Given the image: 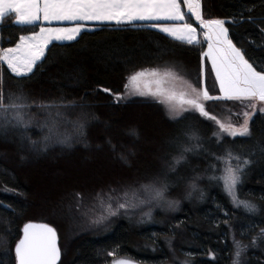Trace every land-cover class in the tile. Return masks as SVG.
<instances>
[{"label": "trees", "instance_id": "16d2710c", "mask_svg": "<svg viewBox=\"0 0 264 264\" xmlns=\"http://www.w3.org/2000/svg\"><path fill=\"white\" fill-rule=\"evenodd\" d=\"M200 8L206 19L223 20L228 39L257 72H264V0H200ZM15 19L11 12L0 20V50L40 27ZM187 21L194 23L191 17ZM206 47V41L177 40L144 22L95 24L73 41L50 43L29 74L15 75L0 61L5 105L39 113L60 109L63 129L78 119L89 146L36 150L31 142L39 140L38 130L0 123V187L7 190L0 191V264H17L15 245L25 224L59 231L55 217L72 195L76 201L124 188L129 181L159 185V180L165 194L179 200L168 219L160 212L136 225L115 218L107 230L75 238L58 264H110L119 258L169 264L170 244L180 264H231V235L245 244L239 264H264V113L253 115L248 134L219 136L216 126L197 113L170 119L153 101L113 97L130 73L162 64L192 70L196 86L203 81L210 94H218ZM229 151L242 163L249 161L237 194L250 208L234 206L221 179H214L222 177ZM104 157L119 165L115 181L102 179ZM188 184L195 189L188 191Z\"/></svg>", "mask_w": 264, "mask_h": 264}, {"label": "rangeland", "instance_id": "374dc122", "mask_svg": "<svg viewBox=\"0 0 264 264\" xmlns=\"http://www.w3.org/2000/svg\"><path fill=\"white\" fill-rule=\"evenodd\" d=\"M177 2L181 5V12L184 14L183 20H175L177 22H162L158 24H154V28L158 31L162 32L163 34L177 39L181 41L188 42L187 38H177L168 32H164L162 29L164 27L174 28V27H182L184 24H190L195 32L193 35L195 39L192 43L199 42L200 40L206 41L207 47L206 52H208V45L209 41L205 35L208 31L207 28L203 27L199 20L196 19V16L188 9L187 5L185 4V0H177ZM200 3V0H199ZM202 19L205 21L208 20H221V19H206L199 9ZM191 17L194 23L187 21V18ZM38 30L36 33H39ZM34 34V33H33ZM33 34L23 35L24 37H30ZM79 33L76 35L75 39L78 37ZM73 39V40H75ZM73 40H55L52 39L49 43L44 47V54L47 46L52 42L64 43L70 42ZM20 42V39L13 45L4 49L15 48L16 45ZM3 50V49H1ZM44 56V55H43ZM41 57V59L43 58ZM207 59L212 74L218 88V94H210L212 97H220L223 96V93L220 91V84L216 78V73L212 68L211 60L205 55ZM40 59V60H41ZM38 60V61H40ZM37 61V62H38ZM7 68L8 65L6 62L1 61ZM36 62V63H37ZM35 63V64H36ZM33 65V68L35 66ZM11 71V69L8 68ZM33 70V69H32ZM155 70L157 72L156 76L146 75L144 77L138 78L136 82H130V77L137 72L147 71L151 72ZM186 72L180 71L176 69L174 66L170 64H162V65H155L152 67H145L138 70L133 71L130 73L125 81L123 90L117 94H114V100L117 102L127 101L130 99H147L158 103L165 114L170 119H176L181 115L187 112H193L199 114L201 117L208 119L207 117L203 116L200 111L188 104H182L180 101L181 94H185V99L194 98L195 94L192 93V88H195L198 92H202L206 89V87L196 86L195 82L191 79L192 70L186 69ZM30 73V72H29ZM27 73V74H29ZM17 75L16 73H13ZM25 75V74H22ZM157 81H161L160 84ZM162 89V94L152 95L151 93L157 92V89ZM212 90L214 87L211 85ZM214 92V90H213ZM144 93V94H141ZM175 94L174 99H169L171 94ZM224 100H228L229 102H225ZM218 100H203L201 98V103L204 104L205 109L211 114L217 117L218 120L222 121L225 124L231 123L234 127L239 128L241 125L244 124V113L248 112L250 115L248 117V127L250 120L252 119L255 113H264V102H260L258 100H229V99H220ZM219 104V105H218ZM216 126V133L217 135L221 136L219 126L216 124L215 121L208 119ZM63 121V122H62ZM64 116L60 112V109H56L55 111L51 110H42L40 113L38 111H28L23 108H1L0 109V123L2 125L6 124H13L18 125L24 129H31L34 128L40 132V138L37 141L31 142V145L35 146L36 150H45L50 145H62L63 147L69 148L74 145H82L83 148H89L88 144H86L83 128L81 127V122L76 120H70V126L67 131L63 129V125H66L64 122ZM69 121V120H68ZM68 126V125H67ZM222 135H228L230 137H234L229 135L228 133H223ZM236 136H242L237 134ZM233 157H236L233 155ZM102 167L105 170L102 172V179L104 182L106 181H115L116 177L119 176V165H116V162L112 161L109 158H105L103 160ZM87 162L81 161V165H86ZM123 168L127 163H119ZM231 164L233 167H236L238 164H242V161H237L235 159L231 160ZM128 166H125L124 169H128ZM227 167V157L223 159V167H222V176L224 175V169ZM127 171V170H126ZM100 172V173H101ZM127 181V180H126ZM223 188L225 190L224 182L221 179ZM130 185L124 186V188H108L107 191H104L101 194H98L95 197H87L84 198L83 196L80 197L78 200L77 196H71V203L68 205H64L62 208V212H60L56 217L55 220H59L61 226H59V231L55 228L57 233V246L60 250V259L66 255L70 244L74 241L75 238L82 234L86 233H96L107 230V228L111 225V222L115 220V218L125 217L131 219L134 225L144 222H151L152 216L155 215L156 212H160L164 219H168L172 214H174L178 210L179 200L176 197L167 196L165 194L164 189L157 184H139L128 182ZM133 183V184H131ZM145 186H152L146 188ZM156 189H162V195L158 196L156 194ZM194 186L192 184H188V191L194 190ZM0 191H7L6 189L0 187ZM41 191L38 186L37 192ZM229 199L231 200L234 206L245 207L244 203L247 202L240 198L237 194V186L235 188V199L233 195H230L226 190ZM190 194H187V197ZM73 197V199H72ZM74 204H73V202ZM248 203V202H247ZM123 204L124 207H120ZM249 204V203H248ZM250 205V204H249ZM53 217V216H52ZM33 224H38L36 222H30ZM51 227V226H50ZM232 243H233V258L231 264L236 259L235 252L236 242H239L240 246L242 247V251L239 257V263L242 259V254L245 249V244L240 242L239 240L235 239L234 236L231 235ZM22 239V236L20 237ZM19 239V240H20ZM18 240V241H19ZM17 244V243H16ZM16 246V245H15ZM15 252V251H14ZM170 252V261L169 264H180L184 263L183 260L178 256L173 247L169 248ZM16 256V253H15ZM17 258V257H16ZM58 264V262H57ZM60 264V263H59Z\"/></svg>", "mask_w": 264, "mask_h": 264}, {"label": "snow or ice", "instance_id": "6c2138e0", "mask_svg": "<svg viewBox=\"0 0 264 264\" xmlns=\"http://www.w3.org/2000/svg\"><path fill=\"white\" fill-rule=\"evenodd\" d=\"M188 9L196 16L201 25L208 29L205 33L209 45L208 52L205 53L212 63V68L216 73V78L220 84V91L223 96L212 97L205 89L198 92L192 88L194 98L185 99V94H181L180 101L182 104H188L200 111V113L210 120L216 122L219 126L220 134L228 133L236 136L246 135L249 133L248 117L249 113H244V124L239 128L234 127L231 123L225 124L218 120L216 116L211 115L201 103V98L207 100H258L264 102V72H257L247 60L244 59L241 51L236 48L228 39V30L224 27L223 20L202 19L199 0H185ZM14 12L18 23L31 24L33 21L43 20H109L120 23L122 21L131 22L135 19H157L167 17L174 20H183L184 14L181 12V5L177 0H0V20L7 14ZM83 25L73 28H41L39 33H34L30 37H20V42L15 48L0 50V61L6 62L8 68L18 76L27 74L32 71L33 65L44 55V47L50 40H73L80 32ZM177 38H187L189 43L195 39L193 33L195 29L190 24H184L182 27L162 29ZM146 75L156 76L155 70L151 72L141 71L132 75L130 82H136L138 78ZM158 84L161 81H157ZM105 91H108L105 89ZM144 94V93H141ZM152 95L162 94V89ZM175 94H171L169 99H174ZM23 105L4 104L3 93L0 92V107L19 108ZM264 110V109H262ZM182 159V157L180 158ZM180 159L175 161L180 163ZM221 159V158H218ZM239 161L240 157H233L231 151L227 152V167L224 169L222 179L225 190L233 195L235 199V188L240 182V174L244 166L249 163L244 160L242 164L233 167L231 160ZM146 188L152 186H145ZM158 196L162 195V189H156ZM245 207H252L247 202ZM120 207H124L123 204ZM23 238L15 246L17 264H57L60 258V250L57 246V233L55 229L47 224L27 223L23 228ZM236 259L233 264H239V257L242 247L236 242ZM110 255H112L110 253ZM114 264H128L125 260L114 261Z\"/></svg>", "mask_w": 264, "mask_h": 264}, {"label": "crops", "instance_id": "0c3cea01", "mask_svg": "<svg viewBox=\"0 0 264 264\" xmlns=\"http://www.w3.org/2000/svg\"><path fill=\"white\" fill-rule=\"evenodd\" d=\"M15 21L17 22V18L15 19ZM137 22H144V23H147V24L153 26L154 24H158V23H162V22H177V21H175L174 19L167 18V17H160L157 19L149 18V19H143V20L135 19L131 22L122 21L120 23H117L114 20H112V21H109V20H75V21L52 20V21H45V20H43L42 14H40V19L33 21L31 24L38 23L40 25L38 30H40L41 28H45V29H48V28H73V27H76L78 25H83L80 29V32H81L85 29H90L92 27V25H95V24L124 25V24H131V23H137ZM18 24H28V23H18Z\"/></svg>", "mask_w": 264, "mask_h": 264}, {"label": "water", "instance_id": "95a60500", "mask_svg": "<svg viewBox=\"0 0 264 264\" xmlns=\"http://www.w3.org/2000/svg\"><path fill=\"white\" fill-rule=\"evenodd\" d=\"M38 224H40V223H38ZM23 228H24V226H23ZM23 228H22V238H23V235H24V233H23ZM117 260H125V261H127L128 262V264H142V263H138V262H136V261H134V260H132V259H129V258H119V259H116V260H114V261H117ZM114 261L113 262H111L110 264H114ZM58 262V261H57ZM16 263H17V258H16Z\"/></svg>", "mask_w": 264, "mask_h": 264}]
</instances>
